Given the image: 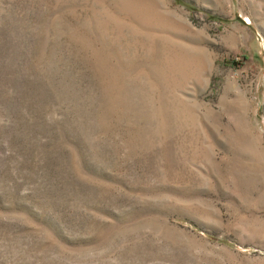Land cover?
Segmentation results:
<instances>
[{
  "label": "rangeland",
  "instance_id": "1",
  "mask_svg": "<svg viewBox=\"0 0 264 264\" xmlns=\"http://www.w3.org/2000/svg\"><path fill=\"white\" fill-rule=\"evenodd\" d=\"M0 264H264V0H0Z\"/></svg>",
  "mask_w": 264,
  "mask_h": 264
}]
</instances>
